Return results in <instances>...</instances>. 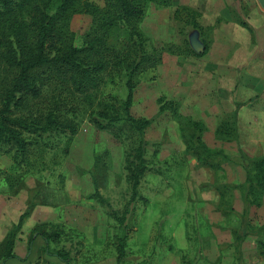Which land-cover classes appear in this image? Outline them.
<instances>
[{
    "label": "rangeland",
    "instance_id": "1",
    "mask_svg": "<svg viewBox=\"0 0 264 264\" xmlns=\"http://www.w3.org/2000/svg\"><path fill=\"white\" fill-rule=\"evenodd\" d=\"M92 1L103 5V0ZM90 25L87 14L73 15L76 46ZM138 27L149 45L163 48L161 62L136 77L129 113L149 120L141 134L123 123L116 135L115 128H99L90 120L103 121L105 114H100L109 106L123 115L126 88L118 75L105 78L99 91L78 102L66 91L59 97L54 85L34 101L32 114L75 122L68 147V130L43 134L31 145L30 166L18 165L13 150L0 148V264H264V201L261 206L246 203L237 186L248 169L253 171L249 161L264 155V140L258 138L264 134V117L258 116L264 93L242 88L259 85L245 81L250 73L264 78V49L258 51L264 44L257 34L264 31V8L258 0L148 3ZM122 36L114 33L116 39ZM169 43L197 53L207 43L211 52L170 54L165 50ZM177 114L203 122L205 130L198 133ZM233 114L236 133L225 141L228 137L216 136L215 129L230 125ZM191 134L228 159L217 154L214 167L200 165L185 152ZM141 139L148 170L132 200L126 158H132ZM28 205H33L30 214L12 238L18 258L4 259L5 236ZM125 210L130 229L119 262L118 238L124 230L112 212L121 216ZM39 224L58 232L49 248L66 252L68 263L48 254L40 236L27 250L30 232Z\"/></svg>",
    "mask_w": 264,
    "mask_h": 264
},
{
    "label": "trees",
    "instance_id": "2",
    "mask_svg": "<svg viewBox=\"0 0 264 264\" xmlns=\"http://www.w3.org/2000/svg\"><path fill=\"white\" fill-rule=\"evenodd\" d=\"M170 1L103 0V5L100 6L92 0H0V148L6 146V150H13L12 157L18 165L30 166L31 145L37 143L39 138L43 140L41 135L68 130V147L76 132L75 122L51 113L46 116L32 114L34 101L43 96L46 87L54 85L58 88L59 97L66 91L65 96L78 102L80 97L90 98L91 94L99 91L105 78L118 75L123 77L126 88L122 104L123 115H119L109 106L103 108L104 111L100 114H105L103 121L94 116L90 120L99 128H115L116 135L123 123L141 134L149 120L136 119L129 113L136 77L161 62L163 48L149 45V38L138 27V22L148 3L168 6ZM79 13L87 14L91 25L82 44L76 46L70 21L73 15ZM192 25L199 28L195 20ZM242 25L246 24L242 22ZM116 31L122 32L121 39L114 37ZM165 50L170 54L200 57L207 52L208 46L204 43L201 51L197 53L188 46L169 43ZM232 116L234 120L230 125L225 123L223 127L224 124H220L215 129L216 136L228 137L232 132L234 137L236 115ZM177 118L186 119L198 133L205 130L201 121L187 119L181 114H177ZM25 133L38 136L31 140L25 137ZM232 139L223 138L225 141ZM145 144L146 141L141 139L132 158H126L125 168L132 186V200L136 197L142 175L148 170L144 157ZM185 152L195 156L200 165L209 168L214 167L211 160L217 154L228 159L226 153L208 147L197 134H191L185 141ZM249 165L252 173L248 169L244 181L237 186H242L240 194L246 203L261 206L264 195V156L252 158ZM32 206L26 207L16 225L7 232L4 259L18 258L12 252V238L15 230L29 216ZM126 212L125 210L121 216L112 212L124 230L118 238L119 262L124 257L125 240L130 229L124 223ZM42 226L43 224H39L32 228L27 250L30 251L34 239L40 236L45 242V251L48 254L68 263L69 256L66 252H52L49 248V241L58 237V232H48ZM241 238L242 236H238L237 241ZM239 251L240 245L237 246V252Z\"/></svg>",
    "mask_w": 264,
    "mask_h": 264
},
{
    "label": "crops",
    "instance_id": "3",
    "mask_svg": "<svg viewBox=\"0 0 264 264\" xmlns=\"http://www.w3.org/2000/svg\"><path fill=\"white\" fill-rule=\"evenodd\" d=\"M258 3H259V5H261V7L262 8H264V0H258ZM258 33V36H260L261 38H262V43L264 44V31H261L260 29L257 31ZM261 42V41H260ZM261 49H264L263 47H260V49H258V51L260 50L261 51ZM209 50V51H208ZM207 50V52L204 54V55H208L209 56V54H210V52H211V49H208ZM262 51H264V50H262ZM204 55H202V56H204ZM248 75H250V78H248V79H245V81H256V82H262L261 84L259 83V85H253L252 83H248V85H243L244 87H242L243 89H245V90H253L254 91V89L253 88H257V90H259V92H263L264 93V78H261V75L259 74H254V73H250V74H248ZM264 77V76H263ZM241 88V87H240ZM239 90V89H238ZM263 98H264V96H263ZM244 107V106H243ZM243 109H241V111L239 112V116H240V114L243 112L242 111ZM258 116L260 117V116H262V117H264V110H259V112H258ZM260 119H263V118H260ZM260 122H261V120H260ZM258 138H260V139H262V140H264V134H263V137H258ZM264 156V155H263ZM263 201H264V195H263Z\"/></svg>",
    "mask_w": 264,
    "mask_h": 264
}]
</instances>
